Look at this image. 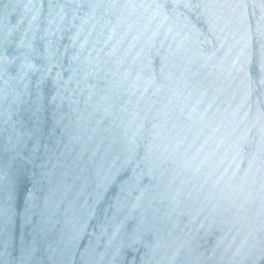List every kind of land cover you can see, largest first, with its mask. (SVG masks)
<instances>
[{"label":"water","instance_id":"water-1","mask_svg":"<svg viewBox=\"0 0 264 264\" xmlns=\"http://www.w3.org/2000/svg\"><path fill=\"white\" fill-rule=\"evenodd\" d=\"M0 264H264V0H0Z\"/></svg>","mask_w":264,"mask_h":264}]
</instances>
